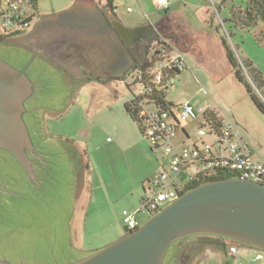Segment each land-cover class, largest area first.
I'll use <instances>...</instances> for the list:
<instances>
[{"label": "rangeland", "instance_id": "obj_1", "mask_svg": "<svg viewBox=\"0 0 264 264\" xmlns=\"http://www.w3.org/2000/svg\"><path fill=\"white\" fill-rule=\"evenodd\" d=\"M74 2L39 0L38 10L60 13L81 7ZM234 4L239 5L240 0ZM70 6L73 7L69 9ZM88 7L93 8L94 4ZM31 10L36 13V7ZM187 10L196 30L212 31L226 38L239 59L242 74L254 85L242 59L250 58L264 74L261 25L237 26L227 19L230 5L223 0H192ZM157 16L152 15L153 19ZM8 48L0 45V57H7ZM153 51L151 47L150 54ZM185 56L188 67L169 87L167 99L175 106L191 102L196 108L215 107L218 116L234 119L253 147L264 151V114L249 97L246 86L236 79L233 68L223 64V71H218L201 64L193 54ZM143 60L132 62L126 73L109 81L72 75L68 84L51 72L46 73L45 90L40 91L41 81L37 91L38 105L49 106L53 112L37 109L34 114L43 116L39 126L34 124L32 114L24 120L31 138L39 144L41 157L49 165L52 180L48 183L49 177L43 176V184L32 190L16 156L0 150V186L8 190H0V259L12 263L63 264L88 256L91 249L108 246L124 234L123 211H132L142 204L138 200L132 207V200L126 195L132 187V172L150 163L142 150L148 149L159 169L164 164L171 170L169 157L162 149L151 150L150 142L125 110V103L141 91V84L136 81L137 70L132 67ZM254 88L258 91L255 85ZM25 106L32 107L33 103ZM174 111L192 143L197 138L201 117L190 120L183 118L176 108ZM45 126L50 136L44 133L45 138H41ZM75 169L81 175L78 188ZM142 194L148 196L143 189ZM70 225L72 233L77 234L76 249L69 245ZM177 246L172 245L165 264L179 262ZM241 249L237 259H249L256 253L249 247ZM192 264H225V255L217 247L208 248Z\"/></svg>", "mask_w": 264, "mask_h": 264}, {"label": "water", "instance_id": "obj_2", "mask_svg": "<svg viewBox=\"0 0 264 264\" xmlns=\"http://www.w3.org/2000/svg\"><path fill=\"white\" fill-rule=\"evenodd\" d=\"M120 23L133 37L142 32L145 36L155 28L197 59L198 52L210 44L203 31L195 32L190 20L177 12L134 27ZM32 60L18 69L0 59V149L12 152L31 174L27 151L32 152L34 146L24 113L25 102L34 90V82L25 72ZM168 104L175 105L170 100ZM124 229L125 235L108 246L63 264H163L174 242L201 233L233 238L264 250V184L236 176L209 180L178 195L139 228ZM0 264L30 263L0 259Z\"/></svg>", "mask_w": 264, "mask_h": 264}, {"label": "built area", "instance_id": "obj_3", "mask_svg": "<svg viewBox=\"0 0 264 264\" xmlns=\"http://www.w3.org/2000/svg\"><path fill=\"white\" fill-rule=\"evenodd\" d=\"M38 1L0 0V39H9L27 29L34 18L31 8H35ZM172 1L175 0H160L161 8L168 9ZM153 47L156 48L154 69L146 75L141 72L137 75L138 79L144 81L140 83L143 91H151L154 86H172L177 78L174 74L188 67L185 53L163 35ZM175 108L183 118L196 120L201 117L197 138L192 143H189L190 135L174 111ZM137 114L144 137L152 149H162L165 156L169 157L171 170L164 169L149 181L145 187L148 196L142 199L139 208L123 211L126 226L131 230L145 222L139 219L140 215L151 217L171 204L180 195L179 189L219 171L226 170L236 177L264 184V164L254 158L253 145L234 119L218 116L215 108H196L191 102L167 108L143 99ZM211 118H218L221 126L218 127L214 121H207ZM152 211L154 213L150 214ZM242 247L255 249V255L249 259H237ZM225 251L227 264H264V250L257 246L231 243Z\"/></svg>", "mask_w": 264, "mask_h": 264}, {"label": "flooded vegetation", "instance_id": "obj_4", "mask_svg": "<svg viewBox=\"0 0 264 264\" xmlns=\"http://www.w3.org/2000/svg\"><path fill=\"white\" fill-rule=\"evenodd\" d=\"M38 3L30 26L10 39L0 41V45L9 47L7 51L5 50L7 57H0V59L13 64L18 69H22L33 59L25 70L27 76L34 82L33 93L26 100L25 105L31 101L33 106L26 107L27 111L24 113V117L26 118V116L32 114L34 124L37 126L43 122V116L40 117L38 114H34L37 109L45 108L47 111L53 112V109L49 108V106L38 105L40 104V94L37 91L41 81L40 91L45 90V81L43 79L46 73L51 72L68 84L73 80L72 75L85 80L109 81L117 79L122 73L128 71L132 62L145 58L148 55L149 47L162 37V34L155 28H152L145 36V32H142L133 37L123 30L120 20L107 15L97 3L93 8L85 5V7L82 6L60 13L57 11L44 13L38 10ZM98 36H101L104 40L103 51L93 49L92 55L95 58L91 60V66H86L87 64H85L86 67L80 70L79 66L87 61L83 55V50L95 47L90 40ZM198 58L201 64L213 67L218 71H223V64H226L223 56L220 55L218 44L216 45L212 42L205 45L198 52ZM94 59L97 60L96 63L93 61ZM44 133L50 136L46 126L41 133V138H45L46 135ZM46 138L48 139L49 137ZM32 142L33 151H27L31 161L32 174L20 161L19 163L23 166V171L28 176V186L30 185L33 190L39 189V184H43V181H41L43 176H46V179L52 175H50L51 171L48 169L49 165L46 160L41 157V149L38 142L36 143L33 138ZM0 150L12 153L8 150ZM74 173H76L77 182L75 184L76 188H78L81 183V175L78 169H75ZM50 179V177L47 178L48 183L51 182L52 179ZM190 186V184H187L182 189H179L178 193H184ZM0 190L8 192L7 189L1 186ZM153 213L152 211L150 214ZM149 216L144 215L140 220L146 221ZM206 237L208 238L205 239ZM233 242L240 245L246 244L233 238L208 233L194 234L181 238L174 242L178 244L176 253L179 262L177 264H192L208 248L217 247V249L225 250L227 245ZM172 245L166 253L163 264H165Z\"/></svg>", "mask_w": 264, "mask_h": 264}, {"label": "trees", "instance_id": "obj_5", "mask_svg": "<svg viewBox=\"0 0 264 264\" xmlns=\"http://www.w3.org/2000/svg\"><path fill=\"white\" fill-rule=\"evenodd\" d=\"M223 2L229 3L230 5V16L227 18L228 20H231L239 27H252L261 25L262 30L260 33L264 34V0H240L239 5L234 4L235 0H223ZM5 40H8V38L0 39V41ZM220 40V44L222 46V55L226 64L233 68L236 79L246 86L249 97L254 102L256 107L264 114V74L254 65L251 59H242V64L247 68V71L250 74L255 87L258 89L257 91L254 88V85L248 81L244 74H242L239 59L236 57L234 50L231 48L226 38L221 37ZM151 47L153 46H150L149 49ZM155 49L156 48L154 47L152 54L149 52L148 56H146L142 62H139L132 67V69L137 70V75L140 72L143 73V75H146L149 70L154 69L156 60ZM180 73H182V71H177L174 75L178 77ZM136 81L141 84L144 82L138 78H136ZM170 86L171 85H163L162 88L154 86L151 91H143L141 88V92L139 94L135 95L132 99L125 103L126 112L131 117V119L137 123L138 128L143 136L144 131L141 120L137 116V110L139 108L140 102L145 99L148 100L149 103L169 108L167 91ZM207 121H214L218 127L221 126V121L218 118L207 119ZM233 176V173H230L226 170L219 171L218 173L207 176L206 178H200L199 180L193 181L190 183L191 186L188 188V190L209 180L223 179Z\"/></svg>", "mask_w": 264, "mask_h": 264}, {"label": "crops", "instance_id": "obj_6", "mask_svg": "<svg viewBox=\"0 0 264 264\" xmlns=\"http://www.w3.org/2000/svg\"><path fill=\"white\" fill-rule=\"evenodd\" d=\"M192 0H175L172 1L170 4V7L168 9H162L161 8V3L160 0H75V6L77 4H80L79 6H83V5H90V4H98L99 7L101 8L102 11H104L105 13H107V15H109L110 17H114L118 20H120L124 25L127 26H138V25H142V24H146V23H154L156 22L164 13H171V12H177L180 14H184L189 20L190 23L193 25V23L191 22V19L188 15V5ZM198 1V0H196ZM74 6V8H75ZM73 6L68 7L69 9L72 8ZM158 15L156 19H153L152 15ZM194 26V25H193ZM194 31L197 32L198 30H196L195 26H194ZM203 31V33L206 35V38L214 43V44H218L219 46V50H220V55H222V46L220 44V38L222 37L220 34L218 33H214L212 31H207V30H201ZM220 36V37H219ZM91 42L94 43L95 47L93 48H85V50H83V55L84 57L87 59L86 62H84V64H81L79 66L80 70H83L86 66L90 65L91 66V60L95 57H93L92 55V50L96 49L99 51H103V45H104V40L101 36L95 37L93 40H90ZM202 50V49H201ZM223 56V55H222ZM250 59V58H249ZM95 63L97 62L96 59L93 60ZM85 64H87L85 66ZM183 72V71H182ZM182 73L179 74V76ZM178 76V77H179ZM210 110L214 109L211 107H207ZM216 110V108H215ZM118 135V134H117ZM138 141V140H137ZM138 142H142L141 140H139ZM145 147V145H143ZM261 148V147H260ZM151 150L154 151V149ZM145 156H147V158L150 159V163L149 165L146 164L145 166H142L141 168H137L132 172L131 178H132V187L129 189V191H127L126 195L129 196L131 198V204L132 207L137 205V201L141 200L144 198L143 194H142V189L143 191H145V187L148 185L149 181L152 180L156 175H158L160 172H162L164 169H167L166 166L164 164H161L162 167L159 169V167H157V165H155V162L152 158V154L148 151V149L145 147L144 151L142 150V154H145ZM142 157L143 156H139ZM152 158V159H151ZM254 158L260 162H262L264 164V151L263 149H261V151L257 150L256 148H254ZM155 165V166H154ZM150 168H153L152 170H149ZM137 171V172H136ZM126 226V225H125ZM69 242H70V247L76 249V241L74 239V236L77 234H73V230H72V226H69ZM73 232V233H72ZM125 235V231L124 234ZM72 239H74V246L71 245V241ZM104 247V246H102ZM100 248H94L91 249L88 253L89 255L94 253L95 251H97ZM102 249V248H101ZM223 251L224 255H225V264H227V256H226V251L223 249H220Z\"/></svg>", "mask_w": 264, "mask_h": 264}]
</instances>
